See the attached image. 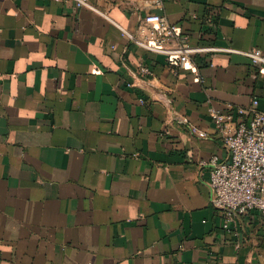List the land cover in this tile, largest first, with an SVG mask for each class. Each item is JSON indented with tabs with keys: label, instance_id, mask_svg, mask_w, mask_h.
Here are the masks:
<instances>
[{
	"label": "crops",
	"instance_id": "crops-1",
	"mask_svg": "<svg viewBox=\"0 0 264 264\" xmlns=\"http://www.w3.org/2000/svg\"><path fill=\"white\" fill-rule=\"evenodd\" d=\"M87 2L0 0V264H264V220L224 230L206 164L210 107L264 108V0ZM148 13L210 50L137 47Z\"/></svg>",
	"mask_w": 264,
	"mask_h": 264
},
{
	"label": "built area",
	"instance_id": "built-area-1",
	"mask_svg": "<svg viewBox=\"0 0 264 264\" xmlns=\"http://www.w3.org/2000/svg\"><path fill=\"white\" fill-rule=\"evenodd\" d=\"M73 1L77 7H91L87 0ZM122 35L137 47L164 55L171 63L189 70L193 69V53L210 50L191 48L187 34L155 13L143 17L139 38L125 30ZM246 55L254 66L264 68V54L260 49H251ZM137 75L139 81L128 82L127 87L139 86L141 79L152 75V70L146 64H139ZM208 114L226 151L225 158L213 155L206 163L209 166L210 205L221 215L222 228L229 230L236 217L251 212L258 213L264 220V108L259 107L257 99H252L246 107H210ZM189 131L198 138L206 136L204 131L193 126H189Z\"/></svg>",
	"mask_w": 264,
	"mask_h": 264
}]
</instances>
